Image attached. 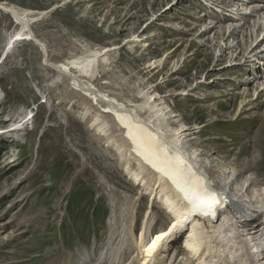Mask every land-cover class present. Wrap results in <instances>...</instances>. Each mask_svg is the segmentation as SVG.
I'll return each instance as SVG.
<instances>
[{"label": "rangeland", "instance_id": "rangeland-1", "mask_svg": "<svg viewBox=\"0 0 264 264\" xmlns=\"http://www.w3.org/2000/svg\"><path fill=\"white\" fill-rule=\"evenodd\" d=\"M1 1L34 13L57 6L31 25L53 60L115 46L104 70L96 67V86L137 103L139 92H155L186 126L197 128V147L218 167L234 169L256 187L264 184V42L252 52L263 54L243 65L230 51L217 59L252 26L228 40L210 31L208 49L204 35L198 37L210 24L244 23L238 12L249 0H232L238 3L232 10L206 0ZM252 3L244 16L264 25V10L260 19L251 14L264 0ZM229 13L232 19L216 23ZM16 29L0 11V264H49L62 254L71 264H138L133 238L142 229H165L169 214L146 193L147 186L129 180L125 157L106 142L111 133L120 137L114 123L103 115L109 131L89 128L97 108L53 82L35 44L14 42ZM263 36L258 31L251 48ZM246 39L245 47L255 41ZM217 248L210 264L249 260L246 253L233 260ZM170 255L171 264L189 262L181 238Z\"/></svg>", "mask_w": 264, "mask_h": 264}, {"label": "bare ground", "instance_id": "bare-ground-1", "mask_svg": "<svg viewBox=\"0 0 264 264\" xmlns=\"http://www.w3.org/2000/svg\"><path fill=\"white\" fill-rule=\"evenodd\" d=\"M206 1L223 5L226 10H232L238 4L232 0ZM249 1L243 9L240 7L236 9L243 10V13L238 12V14H241L239 19L244 20V23L234 28H230V23L228 27L224 23L210 24L198 35V37L204 35L205 40L202 44L208 49L207 44L210 40L206 35L212 30H215L216 38L226 36L225 40H228L238 36L242 28L253 27V31L249 34L240 35L239 42L228 45L217 61L223 60L227 51H230L233 61L238 63L244 59L241 64L248 65L247 62L263 54V50L252 53L264 42L263 36L251 48L257 40L255 34L258 31L263 32L264 25L257 21L251 23L244 16L248 13L245 12L246 8L253 4L252 0ZM0 6L8 10L2 12L8 14L17 26L12 34L14 42L31 40L42 53L43 66L53 73V82L62 85L72 97L78 93L92 108L94 106L97 108L94 109L98 111L95 112V118L89 128L95 127L100 131L99 134L106 132L109 121L108 118L104 120L103 115L109 117L110 123H114L119 132L117 137L118 135L120 137L115 140L111 137L115 133L113 135L111 133L110 137L107 136L106 142L116 149L123 159L125 157L123 168L129 180L137 185L147 186L149 191L146 193H149L169 214L171 220L165 229L152 234L151 232L146 234L142 229L138 235H135L136 237L134 236L135 245L140 250L138 264H171L170 252L179 238L189 254L187 264H210L209 258L213 255V249L217 247L219 253H228L226 256H230L233 260H239L243 257L241 255L246 253L245 259H249L248 262L245 260L246 263L264 264V184L261 186L256 184L258 186L256 187L251 181L248 182L249 177L240 178V174H236L234 169L218 167L213 159L197 147L195 140L197 128L186 126L182 116L176 114L155 92H139L142 101L137 103L133 102L134 100L123 99L122 95L118 97V93H113L114 90L96 86L94 83L98 77L95 73L96 67L104 70L109 60L107 54L115 50V46L96 47L87 50L88 53L83 56L53 60L44 41L31 29V25L37 21L36 18L41 15L44 17V13L48 10L34 13L32 10L18 8L2 1ZM252 8L251 14L255 12V17L260 19L259 12L264 10V6L259 4ZM262 16L264 18V15ZM230 19L232 15L229 13L219 18L216 23ZM199 21L205 23L204 18ZM193 30L195 29H191ZM246 38L255 39L249 44L250 47H245L249 41ZM11 41L12 39L8 40L7 45ZM259 75L255 73V79L260 77ZM20 127L17 124L14 129ZM132 162L136 163V170L131 168ZM143 170L147 171L145 178L142 176ZM215 233L217 234L215 246H217L212 247L211 238H215ZM108 238L112 240L114 237ZM221 261L220 263H223ZM243 261H239L238 264H246ZM235 263L236 261L233 262ZM49 264H71V259L67 254L57 255L50 259Z\"/></svg>", "mask_w": 264, "mask_h": 264}, {"label": "water", "instance_id": "water-1", "mask_svg": "<svg viewBox=\"0 0 264 264\" xmlns=\"http://www.w3.org/2000/svg\"><path fill=\"white\" fill-rule=\"evenodd\" d=\"M57 7V6H56ZM56 7H53L51 9H48V12H45L44 15H46L47 13H49L50 11H52L53 9H55ZM8 11L7 9H5L3 6H0V11ZM43 17V15L39 16L38 18H36V20H40Z\"/></svg>", "mask_w": 264, "mask_h": 264}]
</instances>
